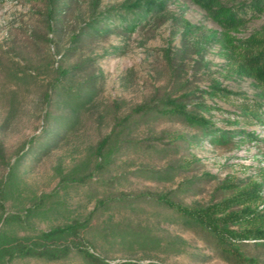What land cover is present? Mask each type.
Wrapping results in <instances>:
<instances>
[{
    "label": "rangeland",
    "instance_id": "1",
    "mask_svg": "<svg viewBox=\"0 0 264 264\" xmlns=\"http://www.w3.org/2000/svg\"><path fill=\"white\" fill-rule=\"evenodd\" d=\"M133 1L54 0L48 20L47 0H0V216H21L0 224V264H96L72 236L38 239L74 222L84 247L108 264H264L260 243H236L237 255L175 209L133 198L171 192L180 205L203 206L228 196L225 181L252 180L264 196V127L241 114L259 89L232 72L221 28L192 0H166L162 13L127 29L139 10L127 8ZM260 29L264 13L228 35ZM214 86L231 93L210 95ZM165 96L228 140L213 143L203 129L159 114L124 121ZM242 130L254 139L236 135ZM107 134L100 159L96 144ZM19 243L70 249L52 259L18 255Z\"/></svg>",
    "mask_w": 264,
    "mask_h": 264
},
{
    "label": "trees",
    "instance_id": "2",
    "mask_svg": "<svg viewBox=\"0 0 264 264\" xmlns=\"http://www.w3.org/2000/svg\"><path fill=\"white\" fill-rule=\"evenodd\" d=\"M47 2L49 3L47 17L48 20H51L55 16L57 6L54 0H47ZM192 2L203 9L221 28L224 41L229 44L228 53L234 57L232 72L239 76L251 78L259 89L257 93L259 100L254 101L253 104H242L241 114L249 117L247 123H258L264 127V29L256 30L249 37L242 40L228 35L229 31L238 30L251 19L257 18L264 13V0H243L237 4L229 3L228 0H192ZM166 5V0H134L127 8H137L139 10L138 12L135 11V16H133L126 28L134 29L147 15L162 13L166 9ZM191 28L192 26L186 22L182 35L185 37L190 34ZM66 72V70H61L62 74H66ZM212 91L215 94L211 93L210 95L231 93L219 86H214ZM189 96L185 94L183 98L187 99ZM151 114L174 117L188 125L203 129L205 133L209 134L213 143H225L228 140L226 132L221 134H217L215 130H208V132L207 127L210 121L202 115L189 111L186 108V104L176 97L165 96L158 102L152 99L139 104L132 108L130 113L123 119L127 121L135 115L142 118ZM236 133V135L244 134L249 140L254 139L253 132L242 130ZM111 135H105L96 144L95 154L100 159L103 155V150L111 139ZM261 171L264 174V169ZM84 179L85 177L73 178L74 181H84ZM219 187L228 190V196L203 206L180 205L171 199V192L157 193L143 190L134 192L132 195L137 200L151 198L169 208L175 209L208 231L219 243L227 246L228 251L236 252L238 249L235 246L236 243L247 241L257 242L264 246V196L261 195V183L252 180L238 186L233 181H225ZM0 197H2L1 194ZM104 202L105 200L102 199L99 203L103 204ZM34 204L38 205L39 203L34 202ZM260 205H262L261 208H259ZM0 208L3 209L1 204ZM20 218V215L0 216V224ZM80 227L81 224L79 222L56 226L49 230L41 231L38 239L44 243L46 242V244L48 242L52 244L59 238L68 235L72 236L77 240L72 242V247L75 250L82 253L93 263L108 264L84 247V242L80 235ZM43 244L41 248H37L36 246L38 245L36 243L34 245L19 243L15 251L18 255H36L54 259L59 257V252L67 253L70 249L69 246L58 248L54 245ZM120 264L137 263L126 261ZM146 264L153 263L148 262Z\"/></svg>",
    "mask_w": 264,
    "mask_h": 264
}]
</instances>
